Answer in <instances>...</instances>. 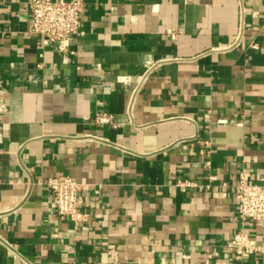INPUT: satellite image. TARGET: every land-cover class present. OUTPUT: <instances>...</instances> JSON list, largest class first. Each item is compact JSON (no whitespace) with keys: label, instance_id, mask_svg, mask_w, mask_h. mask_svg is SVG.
Here are the masks:
<instances>
[{"label":"crops","instance_id":"1","mask_svg":"<svg viewBox=\"0 0 264 264\" xmlns=\"http://www.w3.org/2000/svg\"><path fill=\"white\" fill-rule=\"evenodd\" d=\"M26 1L0 0V264H264L235 197L264 175V0H85L74 53ZM60 173L85 184L76 229ZM238 230L262 250L231 257Z\"/></svg>","mask_w":264,"mask_h":264},{"label":"built area","instance_id":"2","mask_svg":"<svg viewBox=\"0 0 264 264\" xmlns=\"http://www.w3.org/2000/svg\"><path fill=\"white\" fill-rule=\"evenodd\" d=\"M84 3L85 0H27L26 8L31 17L30 32L41 36L59 51L74 53L73 44L80 33ZM168 33L172 39L176 38L177 33L172 29H168ZM92 120L100 125H114L110 112H98ZM44 184L50 206L59 217L69 219L73 227L78 228L86 218L83 210L85 184L67 173L48 177ZM178 184L191 183L179 181ZM235 197L237 217L242 222L247 219L264 222V175L254 182L250 180L249 172L242 168L237 174ZM226 247L231 257L236 259L246 258L262 250L261 244L243 230L236 231L226 242Z\"/></svg>","mask_w":264,"mask_h":264}]
</instances>
